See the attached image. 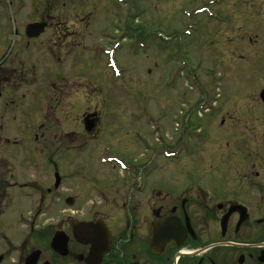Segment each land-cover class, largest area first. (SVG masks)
Wrapping results in <instances>:
<instances>
[{
    "label": "flooded vegetation",
    "instance_id": "obj_1",
    "mask_svg": "<svg viewBox=\"0 0 264 264\" xmlns=\"http://www.w3.org/2000/svg\"><path fill=\"white\" fill-rule=\"evenodd\" d=\"M25 15V0H0V264H264L263 133L246 104H217L201 117L211 127L220 117L227 161H214L218 146L211 142L212 161L188 167L201 178L186 183L179 157L173 169L180 177L154 180L153 172L169 170L161 159L171 148L164 135L155 147L147 104H135V119L149 130L127 132L139 149L129 156L104 144L100 133L111 123L103 120L116 116L112 102H90L85 73L74 60L64 67L77 32H54L42 42L52 23L43 17L26 23ZM32 24H43V34L27 37ZM181 101L174 148L188 157L207 144L208 133L195 127L197 103L185 95ZM230 110L238 111L234 122ZM246 120L256 128L247 129ZM90 157L100 169L96 177L87 170ZM204 169L212 175L204 177Z\"/></svg>",
    "mask_w": 264,
    "mask_h": 264
},
{
    "label": "rangeland",
    "instance_id": "obj_2",
    "mask_svg": "<svg viewBox=\"0 0 264 264\" xmlns=\"http://www.w3.org/2000/svg\"><path fill=\"white\" fill-rule=\"evenodd\" d=\"M25 1L26 23L36 17L47 18L52 23V28L40 41L45 42L54 32L60 34L66 29L72 33L77 32L71 38L72 55L64 67L73 68L70 61L74 60V66L80 67L85 73L90 84V102H94V97L99 99L96 103L107 98L112 102L107 103L111 105L109 107L115 108L116 116L103 120L105 124L111 125L104 126L100 136L104 144L112 143L118 153L125 152L130 156L132 151L139 149L127 134L128 131L149 130V126L144 125L141 119H135L137 102L146 103L148 112L153 116L164 114L157 126L165 141L169 142L170 148H174L180 139L181 130V123L177 126L175 123L180 122L178 111L181 104H184L179 97L182 96V90L184 96L188 89L187 94L194 103H202L212 90L209 99L216 100L219 105L231 100L246 104L250 120L258 119L257 128L260 134L263 133L264 142V107L260 111L258 103L259 93L264 88V0ZM32 1L38 3L33 9L29 3ZM211 1L213 4L208 7L212 17L195 14L200 6ZM50 4L52 9L49 8ZM184 31L189 36H185ZM171 36L173 41L170 40ZM112 39L119 43L122 41L118 52L105 51L116 53L114 59L121 72L117 83L112 82V69L109 68L106 57L95 55L113 47ZM168 39L170 41L167 42ZM63 50L64 53L67 52L66 49ZM42 52L45 53L44 46ZM181 61L186 64L181 66ZM182 67L184 68L181 69ZM186 69L192 74L189 80L186 75L183 77ZM93 88L101 90V95L92 93L95 91ZM217 88L219 98L215 99ZM28 92L27 109L34 104L32 90L28 89ZM229 113L233 122L236 121L238 111L230 110ZM76 115V111L69 115L71 124L76 121ZM219 121L220 117H217L212 127L208 116L195 121V127L207 130L208 140L206 145H196L192 156L182 154L180 162L187 168L181 165L183 170L180 173L182 172L186 183L189 177H202L188 167H194L197 162L212 161L211 142H216L215 145L218 146L214 161L228 160L224 154L228 138L222 134L223 128L219 126ZM248 123L247 129L256 128L251 125L252 121ZM238 126L241 130L245 129L243 121ZM19 127L22 129V126ZM216 129L220 132L215 133ZM125 144L133 147L128 149ZM91 145L93 149L95 144ZM155 145L160 146L158 143ZM102 147L103 145L99 150ZM256 153L252 152V155ZM91 154L93 158L97 155L93 152ZM93 158L90 157L87 170L91 177H96L100 169ZM176 160H161L162 166H167L169 170H156L152 179L172 182V178L180 177L177 170L180 167H175L174 163ZM201 172L204 177L212 175V171L207 169ZM24 218L28 221L26 216Z\"/></svg>",
    "mask_w": 264,
    "mask_h": 264
},
{
    "label": "water",
    "instance_id": "obj_3",
    "mask_svg": "<svg viewBox=\"0 0 264 264\" xmlns=\"http://www.w3.org/2000/svg\"><path fill=\"white\" fill-rule=\"evenodd\" d=\"M43 24H33V25H29L26 28V35L29 38H36L38 37L40 34L43 33ZM260 98L264 101V90L261 92L260 94ZM226 221V217L222 220V224H224Z\"/></svg>",
    "mask_w": 264,
    "mask_h": 264
}]
</instances>
